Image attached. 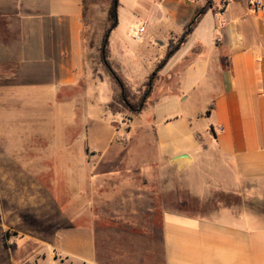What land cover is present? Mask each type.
Returning <instances> with one entry per match:
<instances>
[{
    "label": "crops",
    "instance_id": "crops-1",
    "mask_svg": "<svg viewBox=\"0 0 264 264\" xmlns=\"http://www.w3.org/2000/svg\"><path fill=\"white\" fill-rule=\"evenodd\" d=\"M84 2L0 0V132L10 143L0 177L32 179L26 190L36 193L9 211L1 184V227L40 242L34 264H142L99 249L98 234L106 218L115 236L120 224L146 222V189L122 190L112 210L103 193L121 172L170 176L166 190L186 191L203 211H163L160 201L162 264H264V0L224 9L221 0H118L105 64L89 55ZM124 89L136 105L147 91L129 119L115 106ZM116 119L128 124L123 158L99 132ZM224 195L236 202L211 205Z\"/></svg>",
    "mask_w": 264,
    "mask_h": 264
},
{
    "label": "rangeland",
    "instance_id": "rangeland-1",
    "mask_svg": "<svg viewBox=\"0 0 264 264\" xmlns=\"http://www.w3.org/2000/svg\"><path fill=\"white\" fill-rule=\"evenodd\" d=\"M113 0H85L84 2V22H85V38L87 41V48L91 50L89 55L101 57V50L103 46V39L105 33L110 27L109 22V11L112 8ZM109 49V47H108ZM110 85L113 83L111 76H106L104 81L100 83L101 89L106 91ZM111 87V86H110ZM121 95H116V111L125 114V119L132 117L130 111L120 104ZM115 123H105L104 127L99 129L100 135L107 137L112 141V146L110 148V153H115L117 157L123 158V153L128 149L129 144L124 140L125 133L128 130V124L122 123L120 120H112ZM116 124V129L113 126ZM88 131V135L91 133V128ZM5 131V130H4ZM92 134V133H91ZM92 136V135H91ZM148 139H152L148 134ZM131 150L140 151L139 144H131ZM10 143L8 137L3 136L1 138L0 132V152L9 150ZM148 151L154 154V148L152 144L147 145ZM123 168V166L121 165ZM104 170H107L104 168ZM121 176L112 180V185L110 190L105 188V197L110 196L111 204L109 208L112 210L114 206V198L119 196L121 191H126L124 195L128 196V192L134 187H140L141 189H146L147 205L148 210L146 214V222L130 225L120 224L117 226V231L120 232L118 236L116 234L107 232L111 224H108L107 218L100 221L99 223V234H98V247L99 249H112L120 250V253L126 252L132 255L137 261L142 264H162V246H161V218H160V207L159 203H162V210H168L177 208L179 210L198 212L201 213L202 203L198 200H194L190 197L189 193L180 190L178 192H171L166 190L170 185V176H155L153 174L147 175L145 178L138 175H128V172H121ZM181 181V180H180ZM35 181L32 179L28 182L23 177L19 176H3V180L0 177V185L2 184L3 193V205L6 208H11L13 205L17 210L18 206L27 207L29 206L27 201H34L35 192L27 191L26 188L32 185ZM107 198H104L102 202H106ZM179 200L185 206L180 209L179 206H174L175 201ZM156 201V208L154 212L151 208H154V202ZM223 202L225 205L232 204L236 202L233 196H216L212 201L211 205L217 206V202ZM238 201V200H237ZM13 202V204H12ZM107 205V204H106ZM104 205V206H106ZM122 209V208H121ZM120 209V210H121ZM11 209H9L10 211ZM101 210V208H100ZM259 213L264 215V206L258 207ZM104 213L108 211L106 207L103 208ZM143 219V217H141ZM18 218L15 217L14 221L17 222ZM1 222V220H0ZM21 229L26 230V221L21 225ZM16 227H10L8 229H3L0 224V264H34V258L32 254L36 252L38 247L36 246L37 241L24 239L21 235L17 233ZM113 230V229H112ZM41 258V254H38ZM104 258V259H103ZM102 259L107 263L109 257H102ZM59 264H63L60 260L57 261ZM67 261L65 260V263Z\"/></svg>",
    "mask_w": 264,
    "mask_h": 264
},
{
    "label": "trees",
    "instance_id": "trees-1",
    "mask_svg": "<svg viewBox=\"0 0 264 264\" xmlns=\"http://www.w3.org/2000/svg\"><path fill=\"white\" fill-rule=\"evenodd\" d=\"M117 3H118V0H113L112 8H111L110 11H109V22H110L111 25H110V27L108 28V30L106 31V33H105V37H104V39H103V46H102V49H103L104 46H106V48H107L108 43L105 44V40H106V37H107V35H108V32H109L110 30H113V29L116 28V26H117V21H118ZM200 16H201V15H198L197 19L194 20V21H192V22L190 23V27H189L188 31L183 35V37L178 41L177 44L172 43V44L170 45V49H169V52H168L167 58L162 62V64H160V67H162V66L167 62V59H168L169 57H171V56H172V55L178 50V48L180 47V44H181L182 42H185L187 35H189V34L191 33V31L193 30V28H194V26L196 25L197 21L199 20ZM105 51H106V49H105ZM101 57H102V61H103L104 64H105V61H104V58H103V54H102V50H101ZM106 68L108 69V72L111 74V76L116 80V82H118V84L121 85V84H122V83H121V80L117 77V75H116L115 73H113L112 71H110V66L107 65ZM154 78H155L154 75H152L151 78H150V81H153ZM149 88H150V86H148V89H149ZM146 93H147V91H146ZM146 93L143 95V97H142L140 103L136 105V104H132V103H131V101H130V99H129L128 92H127L126 89H124L123 94H124V98H125V100H123V97L121 96L120 104H122L127 110H129V111H131V112H137L138 109H139V107H140V105L143 103V99L145 98ZM184 206H185L184 204H181V205H180V209H181V208H184ZM183 211H184V210H183Z\"/></svg>",
    "mask_w": 264,
    "mask_h": 264
},
{
    "label": "built area",
    "instance_id": "built-area-1",
    "mask_svg": "<svg viewBox=\"0 0 264 264\" xmlns=\"http://www.w3.org/2000/svg\"><path fill=\"white\" fill-rule=\"evenodd\" d=\"M185 1H188V2H195L197 0H185ZM228 0H221V3H220V8L221 9H224L226 7V3H227ZM262 6V3L261 2H257L256 3V7H261ZM145 32V28L142 27L140 28L139 30V35H137L136 39L140 40L142 38V34Z\"/></svg>",
    "mask_w": 264,
    "mask_h": 264
},
{
    "label": "water",
    "instance_id": "water-1",
    "mask_svg": "<svg viewBox=\"0 0 264 264\" xmlns=\"http://www.w3.org/2000/svg\"><path fill=\"white\" fill-rule=\"evenodd\" d=\"M109 35H110V31H109V33H108V35H107V37H106L105 44L108 43ZM105 49H106V46H104L103 49H102V54H103V58H104V60H105ZM181 157H185V156H181Z\"/></svg>",
    "mask_w": 264,
    "mask_h": 264
}]
</instances>
